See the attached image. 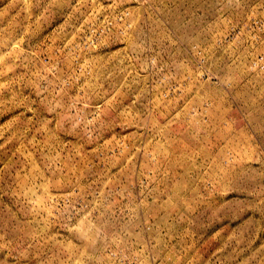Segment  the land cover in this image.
Returning <instances> with one entry per match:
<instances>
[{"label": "rangeland", "instance_id": "374dc122", "mask_svg": "<svg viewBox=\"0 0 264 264\" xmlns=\"http://www.w3.org/2000/svg\"><path fill=\"white\" fill-rule=\"evenodd\" d=\"M264 264V0H0V264Z\"/></svg>", "mask_w": 264, "mask_h": 264}, {"label": "built area", "instance_id": "2783aa9c", "mask_svg": "<svg viewBox=\"0 0 264 264\" xmlns=\"http://www.w3.org/2000/svg\"><path fill=\"white\" fill-rule=\"evenodd\" d=\"M125 264H129L128 262H126Z\"/></svg>", "mask_w": 264, "mask_h": 264}]
</instances>
